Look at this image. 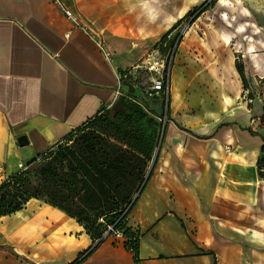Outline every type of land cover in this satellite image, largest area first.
I'll return each mask as SVG.
<instances>
[{"label":"crops","instance_id":"1","mask_svg":"<svg viewBox=\"0 0 264 264\" xmlns=\"http://www.w3.org/2000/svg\"><path fill=\"white\" fill-rule=\"evenodd\" d=\"M59 1L95 33L111 60L52 0H0V185L18 173L19 164L31 162L113 105L119 73L138 66L165 33L207 0ZM252 10L257 13L255 5ZM224 40L229 42V36ZM257 71L264 74V67ZM174 90L170 78L167 109L172 115ZM255 112L249 119L241 113L240 119L256 124L253 129L264 138L262 104ZM21 136L27 144L20 148ZM222 138L245 152L233 153L243 163L215 160L214 153L226 145ZM262 138L250 140L247 131L232 128L225 137L220 127L202 138L175 118L166 125L161 149L172 157L169 168L166 160L128 216L139 238L138 264H264V253L257 256L231 238L218 219L229 204L231 184L260 181L256 164ZM260 201L264 205L263 182ZM126 242L110 237L81 264H136ZM92 246L76 218L39 198L0 217V264H71Z\"/></svg>","mask_w":264,"mask_h":264},{"label":"rangeland","instance_id":"2","mask_svg":"<svg viewBox=\"0 0 264 264\" xmlns=\"http://www.w3.org/2000/svg\"><path fill=\"white\" fill-rule=\"evenodd\" d=\"M221 1L209 0L212 7L199 18L179 22L175 31L164 34H170L166 46L159 47L157 43L138 64L144 68L148 59L159 64V74L149 77L148 73L151 80L171 78V85L175 88L173 115L167 109V90H163L159 97H147L145 92L150 80L145 87H140L137 73L134 77L137 88L130 87L132 92L129 94L160 125H170L175 118L183 128L194 129L195 135L202 138L209 137L215 127H220L225 137L231 128L242 129L248 132L250 140L259 142L262 137L253 129L256 124L242 123L240 114L245 113L249 119L256 113V106H264V74L257 71L264 67V0H227L225 6L220 5ZM254 5L256 14L252 10ZM178 35L182 38L173 65L166 74L167 58L172 53L170 43ZM225 36H229V42H225ZM251 47L253 52L249 53ZM236 63L246 77L247 91L243 90L241 78L234 69ZM123 91L128 95L126 89ZM119 101L120 98L116 99L105 113L112 114L120 108ZM259 127H264V119ZM221 142L226 145L214 153L216 161L244 162L233 154L236 143L228 144L226 138ZM161 148L159 145L156 150L158 162L153 169V162L146 163L121 142L115 141L112 133L100 134L84 128L28 162L22 188L28 196L56 206L83 223L94 219L102 222L100 218L104 213L123 207L122 198L131 190L134 199L140 188L146 187L151 171L150 180L162 172L166 160L165 169L169 168L172 157ZM195 156L201 155L197 153ZM190 162V159L184 160L188 166ZM219 178L224 177L218 175ZM261 185L259 180L246 186L231 184L229 204L222 207V214H218L224 224L221 229L247 248H252L257 256L264 253ZM220 187L218 192L222 195L224 188ZM220 203L226 205L222 200ZM127 223H133L131 218H127Z\"/></svg>","mask_w":264,"mask_h":264},{"label":"trees","instance_id":"3","mask_svg":"<svg viewBox=\"0 0 264 264\" xmlns=\"http://www.w3.org/2000/svg\"><path fill=\"white\" fill-rule=\"evenodd\" d=\"M208 2L209 0H207L202 5L194 8L182 20L187 21L189 19H196L202 13L207 12L213 5L211 2ZM182 20L178 21L177 25ZM175 30L176 28L174 26L171 28L169 33ZM169 33L162 37L161 41L157 44L159 47H162L163 44L166 45V43L169 42ZM181 38L182 36L178 35L175 38L176 40L170 43L172 53L170 57L167 58L168 64L166 66V70L164 71L166 74L168 73V70L170 71V68L173 65V58L177 52ZM235 68L241 78L243 90L247 91L246 77L239 67L238 63L235 64ZM136 76V80L140 83V87H145L144 84L147 83L149 79L148 72H141L138 70ZM166 77L167 78L163 84V90H169L170 77ZM129 92L131 93L132 89H128V95L119 97L120 108H117L115 112H113L112 114L105 113L107 111L106 108H102L98 115L86 121L83 126L70 132L69 135L62 141L68 140L75 133L82 132L84 128H91L95 132L100 134L110 132L113 134L115 141L121 142L127 149H129L131 152H135L138 156L143 158L146 163L150 164V162H152L154 159V154L159 145H162L164 142L163 138L166 131V126L160 125L153 117L149 115V113L145 112V110L142 109L141 106L135 103L133 99L131 100V94H129ZM119 98H117V100ZM262 119H264V106ZM260 154L261 155L257 161L256 168L258 170L260 181L264 183V143L261 147ZM42 155L43 153L37 155L36 158L41 157ZM157 162L158 158L153 162V169L155 168ZM24 172L10 176L3 184L0 185V217H6L7 215H11L21 211L29 199L36 198L28 196L23 191L22 182L24 181ZM150 173L151 175L153 174L152 171ZM151 175L147 183L149 182ZM142 188L144 189L145 186H142L138 193L141 190L143 191ZM133 195L134 192L133 190H131L128 195L122 198V202L124 204L123 207H119L116 210H110L104 213L100 218L102 222L94 219L88 221L86 224L76 219L77 222L84 227L90 238L93 239L94 246L88 249V251L80 254L79 257L71 264L83 263L95 249L102 245L105 241H102L101 238L104 232L107 231L109 227H113L115 231H120L123 234V238L127 239V242L125 243L126 246L134 255L135 263H139V238L137 234L132 233L131 228H129L127 223V218L131 210L134 208L135 202L139 198V196L136 199L134 198V201V199H132ZM69 216L71 217L72 215Z\"/></svg>","mask_w":264,"mask_h":264},{"label":"built area","instance_id":"4","mask_svg":"<svg viewBox=\"0 0 264 264\" xmlns=\"http://www.w3.org/2000/svg\"><path fill=\"white\" fill-rule=\"evenodd\" d=\"M52 1L57 6H59L61 15L65 16L68 20H70L76 29L84 31L90 38H92L93 40H95L97 42V45L102 50L105 59L109 62L111 60V54H110V52H108L106 50V48L103 45V43L101 42V40L96 37L95 33L93 31H91L89 29V27L87 25H85V23H83L82 20H80L71 11H69L67 9H63L60 5L59 0H52ZM163 46L165 47L166 45L163 44ZM153 53H158V51H154ZM148 61H149L148 65L144 66V68H142L141 66H136V67L132 68L130 71H125L123 73H119V75L117 76L118 87L116 90V94H117L116 99L125 95L123 89H126L128 91V89L130 87H132L133 89L137 88L135 86V83H134V81H135L134 77H135L138 70H144V71L148 72L149 77L152 76L153 74H159V67H158L159 64L155 63V62L152 63V61H150L149 59H148ZM149 80H150V86L148 87L147 91L145 92L147 97L148 96L149 97H159L161 94H163L164 80L161 81L158 78H155L152 80H151V78H149ZM166 90H167L166 92L168 93V89H166ZM131 100H132V98H131ZM133 101L138 104V102H136L135 100H133ZM26 169H27V165L24 163H21L18 166V173H22V172L26 171ZM110 237L120 239V238H123V234L120 231L119 232L115 231L113 229V227H109L108 230L104 232L101 239H102V241H106Z\"/></svg>","mask_w":264,"mask_h":264},{"label":"water","instance_id":"5","mask_svg":"<svg viewBox=\"0 0 264 264\" xmlns=\"http://www.w3.org/2000/svg\"><path fill=\"white\" fill-rule=\"evenodd\" d=\"M17 144L20 146V148L24 147L27 144V139L25 137L21 136V138H19L17 140ZM156 156H157V152L154 154V159L152 162H154V160L156 159ZM141 192H142V190L137 194V196H135V199L141 194ZM135 199H134V201H135Z\"/></svg>","mask_w":264,"mask_h":264}]
</instances>
